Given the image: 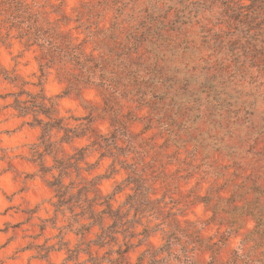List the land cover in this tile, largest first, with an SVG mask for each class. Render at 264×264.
Returning a JSON list of instances; mask_svg holds the SVG:
<instances>
[{
  "label": "rangeland",
  "instance_id": "obj_1",
  "mask_svg": "<svg viewBox=\"0 0 264 264\" xmlns=\"http://www.w3.org/2000/svg\"><path fill=\"white\" fill-rule=\"evenodd\" d=\"M0 49V114L27 133L0 249L29 239L28 264H264V0H0ZM57 118L84 135L43 136Z\"/></svg>",
  "mask_w": 264,
  "mask_h": 264
},
{
  "label": "clouds",
  "instance_id": "obj_2",
  "mask_svg": "<svg viewBox=\"0 0 264 264\" xmlns=\"http://www.w3.org/2000/svg\"><path fill=\"white\" fill-rule=\"evenodd\" d=\"M0 54L3 55L5 64H8L11 57L8 56L7 50L0 49ZM12 54L15 55V50L12 51ZM49 94L51 95V92ZM20 125L21 122L11 109H5L0 114V156L4 157L0 159V208H6L9 204L20 203V196L18 194L13 196L14 193L18 192L21 185L22 177L17 178V172L20 171L22 173L23 171L16 164L15 157L20 152L24 137L27 134L26 129L24 127L21 128ZM104 163L107 165L109 161ZM105 187L107 188V185ZM8 197H13V199L9 200ZM4 219H11V214L4 217ZM12 235L11 231L6 234H0V244L7 241ZM28 243L29 239L17 237L7 247L0 249V259L4 261V264H28L29 258L34 255L35 250L18 251V249ZM234 247L236 246L234 245ZM31 264H38V261L33 259Z\"/></svg>",
  "mask_w": 264,
  "mask_h": 264
},
{
  "label": "trees",
  "instance_id": "obj_3",
  "mask_svg": "<svg viewBox=\"0 0 264 264\" xmlns=\"http://www.w3.org/2000/svg\"><path fill=\"white\" fill-rule=\"evenodd\" d=\"M45 113L47 116H50L49 112H45ZM20 114L26 115L27 114L26 109L20 108ZM42 128H43V136L50 134L53 129H58L59 131L62 129H65L66 132H65L64 137L62 138V141H72L74 137H80L81 135H84V134H75L74 136H70L68 134V129H66L65 126H63L62 119L60 118L54 119L53 121L44 122V124L42 125ZM106 177H109V176H106ZM93 189L98 193V196H99L101 193V190L98 187H96V185H94ZM116 192L117 190H115L114 193ZM114 193H112L111 195H108L107 197L112 198L114 196ZM107 205H108L107 209H111V203L109 201H107ZM88 211H89L88 217L92 219V222H90L89 227L94 226L96 224H100L101 226H103L102 223L104 222L105 214L107 212L106 208L100 212H96L92 207V202L88 200ZM83 215L87 216L86 212H83ZM100 245H102V242H100Z\"/></svg>",
  "mask_w": 264,
  "mask_h": 264
}]
</instances>
